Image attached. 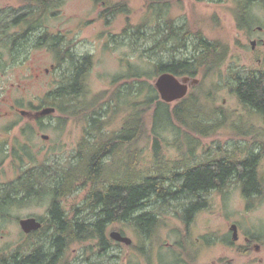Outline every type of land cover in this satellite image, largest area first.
I'll return each instance as SVG.
<instances>
[{
  "label": "rangeland",
  "instance_id": "rangeland-1",
  "mask_svg": "<svg viewBox=\"0 0 264 264\" xmlns=\"http://www.w3.org/2000/svg\"><path fill=\"white\" fill-rule=\"evenodd\" d=\"M106 2H127L131 14L102 19L101 14L108 7ZM147 2L148 0H64L45 19L43 27L36 32L26 33L29 25L22 20L19 24L12 21L29 9L30 0H0V32L4 31L0 35V113L15 110L12 106H16V110L39 108L42 99L60 85V74L68 70L69 64L64 63L59 67L56 54L48 45H40V37L45 30L65 36L66 45L70 47L73 44L76 59L86 56L92 58L93 66L87 80L90 97L112 88L113 77L123 72L129 62L150 71L154 70L153 63L160 61L162 57L168 62L169 54L164 51L157 54L149 52L145 58H141L139 52H143L146 46H140L137 53L127 43L122 45L113 41V38L122 35L129 20L132 26L142 22ZM234 10L233 0H184L172 8L171 13L178 24L187 23L194 34L201 31L208 40L219 41L228 46L227 57L217 71L207 77L203 74L205 79L203 76L196 78L203 81L200 87L191 86L192 91L203 95V100L208 95L211 96V101L206 102V111L215 115L219 113L225 122L217 132L202 137L193 132L188 135L184 128L180 131L163 125L153 131L152 120L148 119L147 135L138 144L141 158L135 169L136 180L159 173L172 178L178 171L209 160L226 157L244 160L250 154L263 153L264 118L241 103L234 92V76L245 78L255 72H264V9L253 8L260 22L251 29L238 27ZM253 40L258 41L255 50L251 46ZM142 42L140 45H143ZM192 52L191 47L188 51L181 50L179 57H186ZM260 59L263 61L262 65L259 63ZM53 64L58 65V68L56 66L51 69ZM48 69L51 71L47 72ZM155 80L156 78L153 79V84ZM176 103H171V107ZM116 117L105 128L108 135L119 131L124 123L123 115ZM6 123V120L1 121L0 127H5ZM62 123L59 112L41 119L39 133L30 138L34 149L30 145L27 150L30 154L34 152L36 161L29 159L24 170L33 167L40 169L46 164L54 168L50 169L54 174L53 170L58 165L65 169L75 166L80 145L86 137L87 121L76 117L65 127H61ZM43 135L49 136V139H43ZM155 136L162 142V165L156 159ZM87 138L89 139L88 136ZM126 155L128 152L105 160L109 166L108 171H115L113 178H123L126 168L121 163H125ZM259 166L263 174L264 155L260 156ZM79 167H84V163L81 162ZM20 175L22 170L12 158L9 157L4 162L0 159V191L17 181ZM51 179L45 182L50 183ZM92 188L91 183L84 186L82 178L75 185L73 193L62 199V208L69 218L76 216V210H83ZM203 197L208 200L209 206L200 211L189 225L181 219V215L194 197L182 196L178 200L169 201H156L153 198L136 216L149 211L160 215V226L155 231L144 235L127 223L113 224L108 230V237L112 230L121 231L132 239L131 245L118 244L112 240V248L106 256H102L97 240L72 243L68 246L62 264H176L177 258H182L184 264H264V199L254 201L252 207L248 208L241 188L235 183H231L223 193L214 190ZM50 203L51 198L46 195L19 202L10 211L0 208L1 255L31 252L41 243L46 248L51 245L52 231L48 230L47 225ZM83 211V215L89 216L88 210ZM8 212L12 217L6 220ZM33 214L40 217L44 226H47L45 231L50 232L48 237L45 232L30 239L23 233L18 224L19 218ZM232 224L238 227L236 245L230 244ZM245 237H253L259 249L250 245L246 247ZM34 239L35 245H32ZM241 246L248 250L240 253ZM194 255L196 259L191 258Z\"/></svg>",
  "mask_w": 264,
  "mask_h": 264
},
{
  "label": "trees",
  "instance_id": "trees-1",
  "mask_svg": "<svg viewBox=\"0 0 264 264\" xmlns=\"http://www.w3.org/2000/svg\"><path fill=\"white\" fill-rule=\"evenodd\" d=\"M183 1L148 0L142 22L132 26L129 20L122 35L113 38L114 43H127L137 53L140 46H146L143 52H139L141 58H145L149 52L157 54L164 51L169 54L168 62L162 57L160 61L153 63V71L129 62L123 72L113 77L112 88L90 97L87 80L93 63L91 57L85 58L76 65L73 74L63 71L60 74V85L42 99L37 110L56 107L63 121L61 127H65L73 118L85 119L86 137L80 145L75 166L65 169L58 165L55 170L57 176L51 179L49 170L52 168L45 164L38 172V182L34 183L28 178L17 180L0 191V208H11L32 197L34 185H38L39 196L49 195L51 198L49 224L52 223L55 227V240H51L54 251L44 250L45 247L42 246L28 256H19L16 253L10 256L0 254V264H62L61 252L71 243L99 239L102 246H107L104 229L107 222L134 224L140 234L152 233L160 226V215L151 211L137 216L136 213L153 198L156 201H169L178 200L182 196H196L197 200L187 205L181 215L186 224H190L200 211L208 207V200L202 198V194L214 190L223 193L231 183L241 188L248 208L252 207L254 201L264 199V173H261L259 166L260 156L264 155V151L262 154H250L244 160L230 157L209 160L191 166L183 173H176L172 178L162 173L141 180L135 178V169L141 158L138 144L147 135L148 119L152 120L153 131L163 125L167 128H178L180 131L184 128L188 135L193 132L202 137L217 132L225 122L219 113H209V121L203 117L202 112L207 106L206 102L211 101V96L208 95L203 100V95L191 91L186 98L171 107L161 100L152 83L154 78L167 72L178 77L198 78L203 74L207 77L215 73L227 57V45L208 40L201 31L194 34L187 23L178 24L171 11ZM233 1L240 29H251L260 22L253 8L264 9V0ZM63 2L64 0H30L29 9L20 14L17 20H22L30 29H34L33 26L37 24L43 27L45 19ZM106 3L108 7L101 14L102 19L131 14L127 2ZM41 36L40 45H48L56 54L59 67H62L67 55L66 37L48 30ZM141 41L143 45H140ZM190 47L193 50L190 55L179 57L181 50L188 51ZM203 78L205 79L204 76ZM202 82L201 80L194 88L200 87ZM235 82L234 92L241 103L264 118V72L252 73L245 78L235 77ZM120 115L124 117L120 130L112 135L105 133V128ZM134 145L136 147L132 148ZM161 145V140L155 136L158 164L162 161ZM127 152L126 174L123 179L118 180L115 177L111 184L99 188L97 181L109 168L105 160L111 154ZM81 162L84 163L82 168L79 167ZM82 178L84 186L90 183L93 185L83 207V210L92 213L93 218L88 220L89 224L84 221H70L64 217L62 208V199L73 193L75 185ZM50 179L52 182H45ZM23 190L27 194L21 198ZM240 253H244L242 248ZM183 261L182 258H177L175 263L184 264Z\"/></svg>",
  "mask_w": 264,
  "mask_h": 264
},
{
  "label": "flooded vegetation",
  "instance_id": "flooded-vegetation-1",
  "mask_svg": "<svg viewBox=\"0 0 264 264\" xmlns=\"http://www.w3.org/2000/svg\"><path fill=\"white\" fill-rule=\"evenodd\" d=\"M17 18L15 20H13L12 22L15 24H19L21 22V20H17ZM253 41L257 42L255 45V48H253V44H252ZM253 41H251V46H252V49L255 50L256 46L258 45V41L257 40H253ZM72 46H73V44L71 43V46L68 48V50L70 48L72 49ZM0 56H1V54H0ZM85 58H89V56L76 59V56H71V55L67 56L66 55V60H65L66 62L65 63L69 64V68H68L67 72H69L70 74H73L74 70H76V65L78 63H80L81 60H83ZM259 63L262 65L263 61L260 59ZM56 66L57 65L53 64L51 66V69H55ZM50 71L51 70H49V69L47 70V72H50ZM255 73H258V72H255ZM194 79H196V78H194ZM200 83H201V80L199 79V83L197 85H193L192 88H194L195 86H198ZM192 88L190 89L191 91H192ZM190 90H189L188 95L191 92ZM13 107L15 110L11 109L9 111H5V112L0 113V122L3 120L7 121V123L5 124L6 125L5 127H0V159H2V161L4 162L5 160H8L9 157L12 158L13 162L18 163L20 170H22V175L19 176L18 180L22 181V180H25L28 178V179H31L35 183V182L39 181L38 172L40 169L33 167V168H29L27 170H24V166H25V164H27V162H29V159L31 161H36V155L34 154V152H33V154H30V153H28L27 150H28L30 145H31V149L32 150L34 149L33 144H31V142H30V138H32L36 133H39L38 127H39V124L41 123L42 117L38 115L39 110H37L36 107L33 108L34 110L33 109L32 110H16V106H12L11 108H13ZM22 111H26L27 113L23 114ZM19 114H20V116H18ZM14 132H16V135H13ZM30 171H32V173ZM24 194L25 195L27 194V192H25V190L22 191L21 198H23ZM36 197H39V194L37 192V185H34L33 196L28 197L26 199H30V198L34 199ZM11 208H13V207H11ZM11 208L3 207V210L10 211V210H12ZM63 211H64V209H63ZM63 213H64V217H66L70 221L76 220L78 222H82L84 211L81 209L76 210V214H75L76 216H74L73 218H69L67 212L64 211ZM10 217H12L11 213H9L5 219L9 220ZM28 218H35L38 221H40L43 224L42 228L40 230H35V231H31L30 233H26L21 227V220L28 219ZM49 219H51V214H50ZM85 222L87 224L90 223L89 221H85ZM118 223L119 222L112 221V222H107L105 224V228H104L106 230L105 240L107 242V246H105V247L101 245V241L99 239H90V240L77 241V242H88V241H92V240H97L99 248H100L99 253L102 256H106L108 254L109 250L113 246L112 240H114V239L111 237V233L113 231H118V230H112L109 233V237H108V230L110 229V227L113 224L115 225ZM18 224L20 225L25 236H27L30 239L36 238V236L39 237L41 235V232L43 231L42 229L45 230L47 227V226L46 227L44 226V222L41 220V218L36 216L35 214L28 216L26 218H19ZM47 225L49 226V228L52 231V235H51L52 238L55 240V233H54L55 227H54V225L52 223H50V224L48 223ZM129 225H132L134 228H136L134 226V224H129ZM187 225H189V224H187ZM43 227H45V228H43ZM119 232L122 233V235H124L123 232H121V231H119ZM147 234H150V232ZM35 240L36 239L32 240V242H31L32 245H35ZM114 241L117 242L118 244L124 243V242H120V241H116V240H114ZM245 242H246L245 243L246 247H248L249 245L252 248L258 247V244L255 243L253 237H251V238L245 237ZM71 244H69V245H71ZM124 244H126V243H124ZM230 244L236 245V241L234 240L233 235L231 237ZM126 245H128V244H126ZM68 246L65 249H63L61 252L62 260L65 257ZM240 248H242L243 251L248 250V248H245L244 246H241ZM240 248H239V250H240ZM33 251L34 250H32L31 252H27V253H19L18 255L19 256H24V255L28 256ZM191 258L196 259V256L194 255Z\"/></svg>",
  "mask_w": 264,
  "mask_h": 264
},
{
  "label": "water",
  "instance_id": "water-1",
  "mask_svg": "<svg viewBox=\"0 0 264 264\" xmlns=\"http://www.w3.org/2000/svg\"><path fill=\"white\" fill-rule=\"evenodd\" d=\"M256 41H253V48H255ZM191 77H178L173 73H163L155 80V87L159 92L160 98L163 102L171 104L176 103L187 97L190 87L197 85L199 83L198 79H193L191 82ZM191 82V83H190ZM57 112L56 107H46L39 110L38 115L41 117L51 116ZM23 114H26V111H22ZM43 139L48 140L49 136L43 135ZM43 224L35 218H28L21 220V227L26 233L31 231L40 230ZM233 231L234 240H238V227L236 224L231 226ZM111 237L120 242H124L128 245L133 243L130 237L122 235L119 231H113ZM259 249V247H257Z\"/></svg>",
  "mask_w": 264,
  "mask_h": 264
},
{
  "label": "bare ground",
  "instance_id": "bare-ground-1",
  "mask_svg": "<svg viewBox=\"0 0 264 264\" xmlns=\"http://www.w3.org/2000/svg\"><path fill=\"white\" fill-rule=\"evenodd\" d=\"M0 20H1V16H0ZM33 28L34 29H30V27L28 28V30L26 31V33L27 32H33V31H38L41 27L37 24V26H33ZM2 29H0V31H1ZM3 32L4 31H2V32H0V35H2L3 34ZM26 33L25 34H23L21 37L22 38H24L25 37V35H26ZM42 37V36H41ZM41 37H40V42H42V40H41ZM65 47H66V54H67V56H69V55H71V56H75V54H74V52H73V50L70 48L69 50H68V48H69V46L68 45H65ZM235 77H240V78H243V76H240V75H235L234 76V78ZM202 115H204L203 117L205 118V119H207L208 121L209 120H211V118H210V115H209V112L208 111H206V109H204V112H202ZM87 150V149H86ZM122 154H124V153H122ZM122 154H120V153H115V154H111L109 157H117V156H121ZM126 154V153H125ZM161 164H162V161H161ZM121 165L123 166V167H125L126 168V165H127V155H126V161H125V163L124 164H122L121 163ZM189 167H187L186 169H184L183 171H178L179 173H183L184 171H186L187 169H188ZM52 169H54V168H52ZM51 169V170H52ZM51 170H49V174H50V176L54 179L56 176H57V172L55 171V170H53L54 171V174H52V171ZM109 171H110V169H109ZM108 171V173H107V170L105 171L106 173L104 174V175H102L101 176V178H99V180L97 181V186H99V188H103L105 185H107V184H111V181H112V179H113V177H114V174H115V171H110L109 172ZM124 173L126 174V171L124 170ZM124 174V175H125ZM108 178H111L110 180H108ZM120 179H123V178H120ZM120 179H118V180H120ZM102 180V181H101ZM37 189H38V185H37ZM210 193V192H209ZM188 196H190V195H188ZM192 197H194V201H196L197 200V197L196 196H192ZM202 198H204L203 197V194H202ZM191 203V202H190ZM190 203H189V205H190ZM89 214V216H86V215H83V218H82V221H88L91 217H92V213H88ZM192 222V221H191ZM190 222V223H191ZM44 231V232H43ZM42 232H41V234L42 233H47V235H46V237H48L49 236V233L47 232V231H45V230H43ZM51 242V241H50ZM42 246H44L45 247V245H43V243H41L40 245H38L35 249H38L39 247L41 248ZM34 249V250H35ZM50 250V251H54L55 249H53V245L51 244L48 248H44V250Z\"/></svg>",
  "mask_w": 264,
  "mask_h": 264
}]
</instances>
